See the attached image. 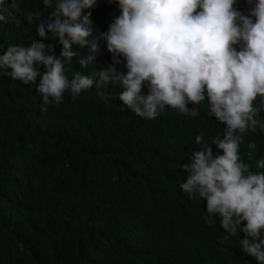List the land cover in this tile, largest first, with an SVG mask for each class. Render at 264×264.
<instances>
[{
	"label": "clouds",
	"instance_id": "clouds-1",
	"mask_svg": "<svg viewBox=\"0 0 264 264\" xmlns=\"http://www.w3.org/2000/svg\"><path fill=\"white\" fill-rule=\"evenodd\" d=\"M41 2L52 11L39 37L7 46L0 76L36 84L42 112L65 92H92L105 111L116 103L144 119L166 107L188 116L191 151L175 165L179 189L200 204L192 221L238 236L229 264H264V0H106L98 24L97 0ZM10 7L0 0V22L11 23ZM106 12L119 15L109 26ZM176 136L179 152L186 143Z\"/></svg>",
	"mask_w": 264,
	"mask_h": 264
},
{
	"label": "trees",
	"instance_id": "trees-1",
	"mask_svg": "<svg viewBox=\"0 0 264 264\" xmlns=\"http://www.w3.org/2000/svg\"><path fill=\"white\" fill-rule=\"evenodd\" d=\"M13 3L0 54L38 38L52 11L41 0ZM105 4L93 7L95 24ZM117 16L106 12L107 26ZM80 94L65 92L42 112L36 84L0 76V264H229L238 236L194 223L200 204L178 187L175 161L191 151L194 121L170 107L154 120L116 103L105 111L92 92ZM176 134L186 143L179 152ZM256 137L247 140L257 147ZM101 149L118 164L108 166Z\"/></svg>",
	"mask_w": 264,
	"mask_h": 264
}]
</instances>
